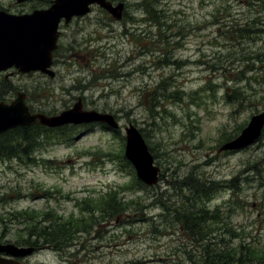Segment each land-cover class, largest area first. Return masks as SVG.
Returning <instances> with one entry per match:
<instances>
[{
	"label": "rangeland",
	"instance_id": "obj_1",
	"mask_svg": "<svg viewBox=\"0 0 264 264\" xmlns=\"http://www.w3.org/2000/svg\"><path fill=\"white\" fill-rule=\"evenodd\" d=\"M110 1L125 4L123 19L95 5L62 23L55 78L15 68L0 74V101L25 93L33 112L57 115L82 98L85 110L113 114L121 125L41 129L35 151L0 155V242L29 248L22 241L34 235L36 251L22 259L30 264H208L207 242L238 250L243 238L264 249V135L247 149L218 154L264 111V4ZM52 2L0 0V9L27 14ZM130 124L161 168L154 187L133 180L125 158ZM0 138L11 142L16 134ZM206 189L211 201L197 202L219 210L225 229L235 232L221 230L222 245L219 236L200 240L181 220L199 208L193 193ZM116 190L124 209L118 217L82 212L85 199ZM26 211H35L33 220L21 216ZM55 216L60 223L87 220L88 227L48 246L37 235ZM232 257L228 264H238Z\"/></svg>",
	"mask_w": 264,
	"mask_h": 264
},
{
	"label": "water",
	"instance_id": "obj_2",
	"mask_svg": "<svg viewBox=\"0 0 264 264\" xmlns=\"http://www.w3.org/2000/svg\"><path fill=\"white\" fill-rule=\"evenodd\" d=\"M17 1L23 3L32 0ZM93 4L105 8L117 20L123 18L124 3L113 6L107 0H55L51 8L25 15H12L0 11V73L16 67L21 73L41 71L54 78L56 73L51 67L54 51L58 47L60 36L58 29L62 19L65 18L68 24L75 16H85L91 11L90 6ZM25 100L26 94L19 93L10 104L0 102V135L18 127L33 126L38 122L50 128L95 122L119 128V123L112 114L84 110L82 99H79L73 108L56 116L32 113ZM263 128L264 111L253 116L242 134L223 145L220 152L240 150L252 145L261 137ZM126 132L127 159L134 164L139 179L149 186L156 185L159 181L160 168L155 165L154 157L142 133L134 125L126 128ZM34 250L19 248L13 244H0V252L13 256H28L33 254ZM0 264L19 263L0 258Z\"/></svg>",
	"mask_w": 264,
	"mask_h": 264
},
{
	"label": "trees",
	"instance_id": "obj_3",
	"mask_svg": "<svg viewBox=\"0 0 264 264\" xmlns=\"http://www.w3.org/2000/svg\"><path fill=\"white\" fill-rule=\"evenodd\" d=\"M250 2H260L264 4V0H249ZM235 30V28H234ZM234 30L232 32H234ZM34 128L39 129L36 136H31V130ZM41 129L47 128L36 125L34 127H23L18 128L16 130L10 131L4 134L6 137L9 134H16V138L11 140H5L4 138H0V155L10 157L13 155L14 152H17L19 155H27L29 151H35L39 143L37 142L38 139L42 137ZM64 130V129H61ZM264 135V134H263ZM232 138H228L230 140ZM15 150V151H14ZM10 151H14L9 154ZM135 182H138L136 175L134 173ZM206 188V185H205ZM231 189H233L231 187ZM211 189H206V191H197L193 193L194 198L196 199V205H199V208L194 207L193 210L186 211L184 213L183 218L181 219L184 224H187L189 231L196 236H199L200 240H205L210 237V240H216L217 237H220V245L223 244L224 239L222 238L224 232H232L233 229L231 227L228 228V231L225 229L223 216L219 218V210L217 211H209L206 208V204L203 206L197 201H206L203 200V197L206 196L207 199L211 201ZM235 196V193H233ZM119 192L110 191L107 193L106 196L101 198L99 201H93L92 199H85L81 205L84 206L82 208L83 213H95V211H99L102 213V219H112L115 215L118 217L124 211L122 207V202L119 200ZM37 213V212H36ZM24 214V215H22ZM21 216H30L35 214V211L22 213ZM90 214V215H91ZM93 216V215H92ZM33 220L34 217H31ZM56 220H51V217H48L45 222H50L49 225L39 229V235L43 237V240L46 241L48 246L54 245L55 247H59L64 243H67L69 240L71 241L74 238L75 233H77L81 229H86L88 227L87 220H74L70 219L67 222L60 223L58 222V216H55ZM50 220V221H49ZM100 219V224L103 221ZM92 221V223H94ZM229 225V224H228ZM223 230V231H221ZM220 232V233H219ZM36 235V232H34ZM34 235H29L28 240H23V245L26 246H34L31 242ZM236 238H240L238 235H235ZM39 237V238H41ZM198 240L197 242H199ZM244 242V243H243ZM233 248V247H229ZM225 250L223 247H219L218 243L216 242H207L204 245V252L203 257L207 260L208 264H228L229 260H232V255H235L236 261L238 264H264V249L257 248L255 246L250 245L246 242V238H243V241L239 247V249H229Z\"/></svg>",
	"mask_w": 264,
	"mask_h": 264
},
{
	"label": "flooded vegetation",
	"instance_id": "obj_4",
	"mask_svg": "<svg viewBox=\"0 0 264 264\" xmlns=\"http://www.w3.org/2000/svg\"><path fill=\"white\" fill-rule=\"evenodd\" d=\"M0 256H5V255H4V254H0ZM19 262H20L21 264H30L29 262H25V261H23L22 259L19 260Z\"/></svg>",
	"mask_w": 264,
	"mask_h": 264
}]
</instances>
